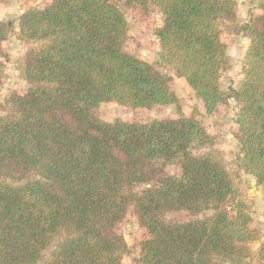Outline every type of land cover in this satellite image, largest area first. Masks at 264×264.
Returning a JSON list of instances; mask_svg holds the SVG:
<instances>
[{
	"label": "trees",
	"instance_id": "1",
	"mask_svg": "<svg viewBox=\"0 0 264 264\" xmlns=\"http://www.w3.org/2000/svg\"><path fill=\"white\" fill-rule=\"evenodd\" d=\"M154 5L160 64L184 79L208 115L224 100L228 66L224 26L235 25L234 0H125ZM263 14L245 27L250 47L240 87L236 139L243 169L264 185ZM128 24L116 0H52L19 17L17 40L34 43L19 65L28 84L12 93L0 115V264H122L128 247L117 226L133 208L148 232L141 264H264L260 241L233 174L214 152L195 115L183 114L172 77L124 51ZM9 26L0 23V47ZM1 55V51H0ZM103 103L134 109L176 105L179 117L145 123H107ZM179 165L181 175L165 169ZM151 185L142 193L138 185ZM236 203L237 213L228 206ZM213 216L165 221L171 212Z\"/></svg>",
	"mask_w": 264,
	"mask_h": 264
},
{
	"label": "rangeland",
	"instance_id": "2",
	"mask_svg": "<svg viewBox=\"0 0 264 264\" xmlns=\"http://www.w3.org/2000/svg\"><path fill=\"white\" fill-rule=\"evenodd\" d=\"M237 4V20L235 25L224 26L222 41L227 45L228 66L221 72V89L224 100L217 111L208 115L202 101L195 97L192 89L184 79H180L170 67L160 64L162 45L157 38V30L163 24V18L158 8L149 4L141 7L128 5L125 0H116V4L124 14L128 28V39L124 51L138 59L151 63L162 73L172 77L171 90L178 99V104L187 117L195 115L198 121L213 138V144L202 146L194 144L191 148L193 155L214 152L226 168L233 174L236 184L242 194L241 200L246 206L250 216L251 227L260 236V241L250 245L253 254H256L264 242V185L245 173L243 169V154L236 139L238 125L237 114L240 105L231 98L243 80V68L250 47V39L245 27L255 17L263 14L261 6L264 0H234ZM52 0H0V23L9 26L6 41L1 44L0 51V115H4L3 106L6 98L12 93L24 94L28 84L19 76V65L29 49L35 47L34 43H22L17 40L20 15L31 8L43 9L50 5ZM95 114L107 123L122 120L132 123H145L154 120L176 119L179 117L176 105L154 107L152 109H134L116 103H103ZM168 175H181L179 165L169 166L165 169ZM151 186V185H150ZM149 185H138L134 192L142 193ZM232 216L237 213L236 203L228 206ZM214 211L200 214L189 212H171L166 214L165 221L189 222L213 216ZM117 233L121 235L128 247L127 254L123 257L122 264L140 263V244L148 238V232L139 224L138 218L131 207L125 219L117 226ZM56 243L48 249L40 264L48 258ZM244 264H260L256 255Z\"/></svg>",
	"mask_w": 264,
	"mask_h": 264
}]
</instances>
